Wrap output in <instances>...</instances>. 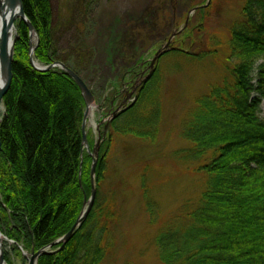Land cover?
I'll list each match as a JSON object with an SVG mask.
<instances>
[{"label": "trees", "instance_id": "1", "mask_svg": "<svg viewBox=\"0 0 264 264\" xmlns=\"http://www.w3.org/2000/svg\"><path fill=\"white\" fill-rule=\"evenodd\" d=\"M206 1L176 37L178 46L159 58L138 87L133 104L111 120L99 150L96 197L89 214L61 249V243L51 248L56 252L41 255L38 264H107L114 255L126 193L119 187L117 193H104L109 149L121 136L149 143L158 139L163 57L217 58V43L204 46L197 34L206 29L204 19L197 23V16L212 7ZM22 3L38 35L34 58L49 65L56 56L52 2ZM17 28L13 79L0 121V227L13 240L11 252L6 251L10 264L13 255H22L21 248L38 251L66 235L93 190L81 88L64 69L37 70L31 63L30 27L21 19ZM229 32L230 52L222 61L226 73L194 99L181 130L188 146L177 153L201 177L203 189L161 223L154 237L160 264H264V0H244ZM138 69L128 71L130 78H136ZM124 80L114 79L96 95L106 113L125 97ZM142 179L141 200L149 223L156 224L160 207L146 176Z\"/></svg>", "mask_w": 264, "mask_h": 264}, {"label": "rangeland", "instance_id": "2", "mask_svg": "<svg viewBox=\"0 0 264 264\" xmlns=\"http://www.w3.org/2000/svg\"><path fill=\"white\" fill-rule=\"evenodd\" d=\"M51 2L54 11V63L76 70L91 91V98L96 99L105 85L120 76L125 68L135 65L136 62H128L127 58L130 56L139 55V59L146 63L145 76L149 72L147 63L151 62L158 49L168 41L170 47L178 46L175 43L176 37L184 31L192 18H196L194 12L198 10L202 0ZM210 3L212 7L208 12L201 14L202 17L197 16V23L204 19L206 25V29L197 34L204 46L207 43L212 46L217 43V58L209 56L203 61H195L185 56L163 57L159 67L163 76V115L158 139L149 143L135 137L121 136L112 141L106 159L108 168L104 193H117L119 187L126 195L114 235L115 253L107 264H160L154 237L161 223L171 219L187 201L197 199L203 189L201 177L191 173L190 166L177 154L188 146L181 136V130L194 99L221 80L226 73L222 61H226L230 52L229 29L239 17L244 0H210ZM194 8L196 9L192 11ZM33 36L35 46L38 35L35 33ZM31 38L30 31V52ZM123 58L126 59V64ZM4 112L5 106L2 103L0 121ZM103 113L104 109L95 102V108L86 117L85 130L90 149L96 142L101 148L107 135V132L100 135L96 129L100 120L107 119V115ZM260 115L264 119V100ZM143 175L149 182L151 196L160 207V221L156 224L149 223L141 200ZM57 245L58 243L51 248ZM5 248L11 252L9 244L6 243ZM12 260V264L28 263L23 254L13 255Z\"/></svg>", "mask_w": 264, "mask_h": 264}, {"label": "water", "instance_id": "3", "mask_svg": "<svg viewBox=\"0 0 264 264\" xmlns=\"http://www.w3.org/2000/svg\"><path fill=\"white\" fill-rule=\"evenodd\" d=\"M195 9L196 8H194L192 11H194ZM0 13H1V18H2L1 30H0V68H1V74L3 76V82L0 84V103H3L4 95L7 92L12 82V79H13V62H14L15 43H16L17 21L19 19H24L28 23L30 30H31V35H32L31 37H33V33L35 34L34 32L35 30H34L33 25L31 24V22L29 21V19L27 18L25 14L22 0H4V1L0 0ZM32 42H33V38H31V45H32L31 46V62L34 65V67L41 71L49 70L56 66L64 68L77 82V84L79 85V87L81 88L84 94L86 102L88 103L89 97L91 98V91H89L84 81L81 79V77L77 73H75L68 67L63 66L60 63H53L51 65L44 66V67H41V66L38 67L35 65L36 62L33 59V54H34V51L37 45L34 46ZM169 44L170 42H168V44L165 45L163 49H160L156 53L155 58L153 59L152 65L156 62L157 58L161 54H163L164 52L168 50ZM121 106H123V104ZM118 112H119V109L112 116L113 117L117 116ZM85 117H86V114H85ZM83 130H84V134H83L84 143L86 146H88L87 136L85 132V120L83 123ZM99 149H100V144L96 143L93 149L94 160H93L92 169H91V176H92V183H93L92 195L89 200H86V204L84 206V209L81 215L79 216V218L77 219V221L75 222L71 230L66 235H64L62 238H60L58 241L52 243L51 245L45 248H42L39 251H35L33 249L30 256H28L24 252V255L27 256L28 258V261H29L28 264H37L38 259L42 254L56 252V251H49V249L57 243L58 244L62 243L60 247L61 249L72 238L76 229L80 226L82 221L89 214L93 206L95 194H96V189L94 187V177H95V171H96V166H97L98 157H99ZM6 240H8V238L7 236L4 235L0 227V264H7L5 260L6 250L4 247V241Z\"/></svg>", "mask_w": 264, "mask_h": 264}, {"label": "bare ground", "instance_id": "4", "mask_svg": "<svg viewBox=\"0 0 264 264\" xmlns=\"http://www.w3.org/2000/svg\"><path fill=\"white\" fill-rule=\"evenodd\" d=\"M4 1V0H3ZM1 22H2V18H1V13H0V30H1ZM36 66L40 67L41 64L36 62L35 63ZM3 82V76L1 74V68H0V84ZM104 87V85L102 86V88ZM2 107V103H0V108ZM95 108V104H94V99H89V103H88V115L93 111V109ZM95 179V178H94ZM94 187L95 186V182H94ZM7 244L13 245V243L7 242Z\"/></svg>", "mask_w": 264, "mask_h": 264}]
</instances>
